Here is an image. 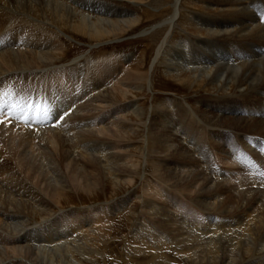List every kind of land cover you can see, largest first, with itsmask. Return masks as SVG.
Instances as JSON below:
<instances>
[{
    "label": "bare ground",
    "instance_id": "6f19581e",
    "mask_svg": "<svg viewBox=\"0 0 264 264\" xmlns=\"http://www.w3.org/2000/svg\"><path fill=\"white\" fill-rule=\"evenodd\" d=\"M109 1H125L129 4H143V0ZM174 1L173 16L171 18L169 17L170 20L168 23L171 26H177L178 24L180 26H185L186 23L189 22V24L196 29H203L206 34L204 40H194L195 42L192 48L190 46L189 48L188 45H181L182 49L176 48L171 50L170 53L168 52L169 54H165L168 57L163 56V61L165 62L167 70L175 72V77L172 76L175 82L181 83L185 87H191L193 89L198 88V90L199 88L205 89V85L213 88L216 82L220 86L222 92L226 89L234 88V86L238 89H243V91H240L242 93H237L238 95L235 98H224L223 100L215 101V109L217 111L223 108L229 110L232 113V118H220L217 116L207 117L201 115L199 118L201 122L200 125L199 122L194 119L189 120L187 123L184 122L185 124H183L180 129L173 126L177 124L171 123V134H178L181 136L180 139L183 141L186 140L185 143L193 146L194 150L202 158L206 153L205 151H207V143H209L210 149L214 154L220 155L223 145H226L229 153H232L238 148L236 142L242 140L239 137L249 139V144L254 146L253 150L255 152L249 153L248 151L241 154L244 155L247 161L238 158L243 166L241 163L236 165L228 155L223 157V159L227 160L232 166H237L229 168L232 171H227L228 174L230 173V176H228L231 180L236 182L235 187L240 189L243 187L246 188V191L239 194L238 198L242 199L243 196L253 194L247 199L245 203L246 206L244 208L241 207V209L238 208L239 210L233 212L224 211L218 214V209H215L218 205L219 196L224 192H229V187L217 183L220 172L212 166V163L211 165L198 166L192 159L186 160L184 158L186 155L183 157L180 154L179 157L176 156L179 158L176 163H162L164 165V168H162L159 159L158 161H153L151 159V154H154L151 150L155 149L154 147L156 146L150 145L152 148L150 150V146L148 147L146 141L147 138L145 140L146 145L144 146L146 153L144 158L141 156L139 160H137L135 157L133 158V156H130V154L127 155L123 162H120L121 159L119 160L115 151H121L125 148L123 149V147L118 145V147H115V145H113L115 143H103L100 137H108L117 140L120 139L119 135L121 134L126 137H130V135L133 134V125L125 116L130 108L125 103L119 102L120 105H114L115 103L112 104L107 99V96H104L99 91V96L95 98V106L97 105L101 109H112L111 113L105 116L109 118L108 123H105L103 121L104 118H102L101 121L97 120L93 125L89 126L84 121H78L75 118L76 115L72 114V111L71 114L64 116V113L72 106L73 99L88 94L94 95V91L101 87L99 82H105L109 85L111 80H115V83L122 89L121 97L127 98V94H130L129 91L134 89L136 83L139 84V81L147 80L149 71L148 73L145 72V74L141 72L128 73L124 74L121 79H116L114 71H118V68L115 66L116 64L112 62V64H108L106 69H101L99 65L90 69V75H88V73L82 75L81 72L77 70L68 71L67 81L59 85H57L56 74L49 71L44 78L32 79L31 83H26L23 87L19 84L12 85V87L6 86L5 93L3 86L5 84L0 81V121H3L4 124L6 120L3 117V113L6 111V115H8V113H13L9 112V108L14 107V105L18 103L15 94L19 96L18 99L23 101L24 104H28V101L23 100L22 96L29 97L32 101L34 100L26 108L23 107L22 104H17L18 106H16V108L18 110L23 108L26 113L32 107L33 113L29 116L26 113V116H28L26 118H23L25 114H22L20 123L16 122L14 128L3 131L1 130L2 123H0V148L1 144L2 146L10 145V149H8L7 153L5 152L3 154L2 149L0 151V158L2 155L6 156L0 159V264H72L68 261L69 256L71 258L74 257V251L72 250L73 254L70 255L71 250H68L71 246L69 243L71 238H69V236L81 229L82 226L70 222V216L67 215H63L61 218L54 217L50 219L52 216L50 214L52 212V206H62L64 200L62 201L61 198L67 195L66 190H68L69 184L72 189L81 190L83 193L91 195L92 192L102 184L100 181L101 179L97 178L99 174H95L96 172L102 174L104 172L112 181H121L119 178L124 177L123 179L125 182L131 184L133 173L136 169H141V161H143V167L145 168L150 165L152 167L151 173L154 174H157L161 167L165 174L164 180L168 182L165 183L167 185L172 184L171 186L169 185V187L160 183V185L157 184L158 186H154L153 190L151 189L153 191L151 193H154V197L159 200L161 198L164 200V205L161 208H155V206L149 205L151 211H148L150 212L149 216H154L152 221H154L153 223L155 224H145L146 227L143 228L144 233L142 236H135L137 244L135 248H140L138 252H144L143 249L155 250H151L153 253H151V256L162 264H168L169 262V264L175 263L169 261L167 257H162V255L160 257L159 251L161 250H165L174 256L176 254L177 257H196L193 262L196 264H202L205 259L207 264H217V262L221 261L223 264H240L246 259H249V261H245V264H264V120L262 118L256 119L250 117V114H248L250 111H256L263 115L264 112L262 111L264 110V0H205L208 7L213 9V13H201L191 17L190 21V17L186 19L187 15L184 13L185 8L190 9L189 1ZM165 2L167 1L162 3L164 4ZM162 3L160 2L161 5ZM70 4L74 5L71 6ZM182 8H184L183 11ZM83 10L90 11V14L89 12L86 14ZM125 10L108 4L107 2H102L101 0H0V46H3V41H5V43L10 41L16 46V51H4L0 53L2 55L0 75L15 69L35 70L54 65V61L58 59L56 56L57 53L60 55L64 52V48L61 46L58 37L56 39L49 37V43V39L45 37L44 32L40 33V31H37L35 28L22 24L21 19L27 18L30 21L34 20L44 29V23L60 26L61 29H58V31L67 37L70 35L66 30H71L72 32L76 31L78 33L86 32L92 35V37L98 39L102 38L103 40L101 41H104L124 34L134 26V23L141 24L142 20H140V18L138 19L136 16L132 17L130 13H127ZM173 10H171V12ZM38 11H40L43 16H39ZM115 16L120 18L125 17L127 21H125V19L114 20L113 18ZM151 18L153 19V17ZM16 24H21L22 26H17ZM162 27L158 28V31L153 30L154 33H161V31L167 30V28L163 30ZM26 39L35 40L36 43L40 45L39 49L36 43H31L30 46H32L33 50L20 51L19 45ZM169 39H171V37H168V35L163 38V42L158 47L155 59H157L160 54L159 51L162 49L165 51L164 44L168 43ZM174 44L177 43H173V46ZM51 54H54V56H51ZM185 72L189 74L188 77H183L182 74H185ZM182 77L185 80H183ZM206 78H208V81ZM17 81L22 83L20 80ZM260 91L261 93L258 94ZM113 95V98L120 100L121 97L117 96V94L115 95L114 93ZM42 100H46L49 103L48 110L46 111L48 115L46 117H43ZM93 100L94 99H92V101ZM92 101H90V104ZM252 102H256L254 109L251 107ZM95 106L88 109L85 105H80L78 110L80 111L79 113L94 114V111H96ZM242 111L246 115L242 117L243 120H239L236 117L237 114H240ZM131 113L134 115L136 114L134 111ZM20 114L21 112H19V115ZM61 116H64L62 120H60ZM68 116V120L73 123L71 127L79 129L70 137L73 140L74 146L69 147L65 145L66 143L62 140L63 136L61 137V135L63 134H60V132L55 133L53 131L54 129H51L60 124H62L63 127L67 120L65 117ZM177 117L176 119L178 121H182L180 119L181 116ZM190 117H192V115ZM151 121L153 120L151 119ZM148 126L152 127L150 125ZM87 128L90 129V131ZM165 131L163 127L160 128L158 134L159 138ZM37 132L39 133L38 135ZM247 134L254 136H247ZM192 135L194 136L191 137ZM92 136L94 138L96 137L93 141L94 144H87ZM64 137L66 136L64 135ZM250 137H260V139ZM68 138L69 137H67V139ZM150 138L151 137H149V140ZM164 138H162V140ZM104 141L107 140L104 139ZM43 142H45V144ZM59 143H61L60 149L64 147L67 148L62 152L57 151V160L60 166L65 167L67 173L70 174V181L62 176L57 177V166L55 165L57 162L52 158V154L47 151L48 147L56 151L57 147H60ZM153 143L154 142H152V144ZM80 145H82V147L78 149ZM172 146L173 144L167 141L160 144L159 150L156 148L157 152L154 151L157 155L161 156L165 152H168ZM79 150H84V152L79 154L80 156L76 153L77 151L79 152ZM186 152L188 154V150L185 151V153ZM177 153L179 154V151H177ZM89 155L93 157L90 158ZM78 157L81 158L78 159ZM168 159L169 158H167V160ZM82 160L85 161L87 165L80 167L83 163ZM120 175H123V177ZM160 178L159 176V179ZM105 179H103V181H105ZM257 185H259V187H257L258 190H251L253 186ZM34 186L38 188L37 191L39 193L37 196L35 195ZM24 187H29L31 190H27ZM247 189L249 191H247ZM177 190L180 192L182 191L183 196L185 193L188 198L191 197L189 200L185 198L187 203L181 201L182 199L180 196L181 200L179 198V200H177L175 195L172 194ZM147 194H150V192ZM150 196L152 195H149V197ZM126 198L127 199L124 200L123 205H120L121 207L118 210L126 207L129 202L128 197ZM232 198V195L228 194L225 200L230 201ZM202 199L207 201V203L204 201L207 208H200L203 202L201 201ZM37 209L42 213L39 217L46 222L48 221V224H43L40 228H30V224L26 221L27 217L24 215L28 214V217L29 215L36 216ZM214 210L215 212H212ZM105 215H107V213H104V210L101 209L90 216L93 218L92 220H97L101 217L103 218ZM212 215L216 218H211ZM207 216L209 217L208 219ZM83 221H80V223L83 224ZM136 222L138 221L136 220ZM88 230L89 227L84 230L83 234H86ZM83 234L79 239L73 238V242L76 243V240L80 242L81 239L87 244V237ZM218 234L223 241H220L221 239L219 241L215 240ZM197 235H201L202 237H198ZM197 238L200 240L208 239V241L201 243L205 245L201 247V255L198 256H196V253L193 251L196 246H198L197 244L201 242ZM28 240L32 241L34 245H30ZM92 243L94 244V242ZM56 245H60L61 247L59 246L58 248ZM128 246L130 245L128 244ZM241 251L242 253L239 256L238 253ZM76 254L78 255V252H76ZM80 254L82 255V253ZM99 257L101 258V256ZM144 257L142 259H144ZM218 259L219 261L216 262ZM119 261L117 262L119 263ZM117 262L115 261V263ZM73 264H79V262L76 261L73 262ZM151 264H153V262H151Z\"/></svg>",
    "mask_w": 264,
    "mask_h": 264
},
{
    "label": "rangeland",
    "instance_id": "374dc122",
    "mask_svg": "<svg viewBox=\"0 0 264 264\" xmlns=\"http://www.w3.org/2000/svg\"><path fill=\"white\" fill-rule=\"evenodd\" d=\"M101 1L107 2L108 4H112L114 6L121 8V9H124V10L126 9L125 11L127 13H130V15L132 17L136 16V18H138V19L140 18V20H142L141 24L134 23V26L131 29H129L127 32H125L124 34H122L118 37H112V39L110 38L108 40L101 41V40H103L102 38L98 39L96 37H92V35H90L86 32L78 33L76 31L72 32L71 30H66V32L69 33V35H70L67 37L64 34H61L60 31H58V29H61L60 26L58 27L54 24L50 25L48 23H44L43 24L45 27V29H44L40 24H38V22H36L34 20L30 21L27 18L21 19L22 24H25L27 26H31V27L35 28L37 31H40V33L44 32L45 37L49 39V43H50L49 37L54 38V39H56L58 37L60 39L61 46L64 48L63 49L64 52L60 55H59V53H57L56 56L58 57V59L56 58L57 60L54 61V63H55L54 65H50V66H47V67H44L41 69H35V70H16L15 69V70L5 72V74H3V75H0V77H2V78H0V81H2L3 84H5V85H3L4 86V93L6 92L5 91L6 86L12 87V85L19 84L20 86L23 87L26 83H28V84L31 83L32 79L36 80L39 78H41V79L44 78L45 75L49 71H52L56 74L57 85L67 81V76H68L67 72L68 71L77 70V71L81 72L82 75H84L85 73H88V75H90L91 74L89 72L90 69H93L97 65L101 66V69H106L108 67V64H112V62L114 64H116L115 66L118 68V71L117 70L114 71V74L116 75L115 76L116 79H121L124 74H128V73L131 74V73H138V72L140 73L141 72L142 74H145V72L148 73V71H149L148 77H147L148 81L147 80L146 81H139V84L136 83V85L134 86V89H131L129 91L130 94H127L128 96L126 95L127 98L121 97L122 89L118 84L115 83V80H111L109 85L105 82H99V85L101 87L94 91V95L88 94V95H84L82 97H78V98L73 99L72 100V103H73L72 106L66 112L71 114V111H72V114L76 115L75 118L78 121H82V122L84 121L85 123H87V125L91 126L97 120L101 121L102 118H104L103 121L105 123H108L109 118H107L105 116L110 114L112 111V109H109V108L101 109L97 105L95 106V103H96L95 98L97 96H99V91L104 96H107V99L112 104L115 103L114 105H118V104L120 105L119 102L125 103L130 108L128 111L129 113L127 112L125 114V116H126V119L128 118L127 120L133 125V131H134L133 134H131L130 137H126L125 135L121 134V135H119L120 139H117V140L112 139V138H108V137L107 138L100 137L101 141L103 143H107V144L115 143V144H113V145H115V147L120 146V147H123V149L125 148L124 150H121V151H115L116 154L118 155L119 160L120 159L122 160V161L120 160V162H123V160H125L127 155H130V154H131L130 156H133V158L135 157L137 160H139V158L141 156H143V158H144L146 156L144 146L146 145L145 143L147 141L148 147L150 145L156 146V147H154L155 149H153V150H151L152 149L151 146L149 148L152 151V153H154V154H151V156H152L151 159L153 161L154 160L158 161V159H159V163L161 162L162 168H164V165H163L164 163H167V164L168 163L169 164L176 163V161L179 160V158H177V157H179L180 154L183 157L186 155L184 157L186 160L192 159L194 162H196V165H198V166H201V165L204 166V165H209V164L211 165V163H212V166L215 167V169L220 172V176H218V178H217V183L218 184L220 183V185L223 184V185L229 187L228 188L229 192H227V193L224 192L219 196L218 205L216 206V209H215V210L218 209L217 213L221 214V212H224V211L233 212V211L241 209V207L244 208L246 206L245 203L247 202V199L250 196H252L253 194H250L249 196L246 194L247 196H243L242 199H239L238 198L239 194L244 193L246 191V188L243 187L242 189H240V188L235 187L236 182L231 180V178L229 177L230 173L228 174L227 171L231 170L229 168L237 167L236 165H238V163L239 164L241 163V165L243 166L242 162L238 158H240V159L242 158L243 161H246V158L244 157V155H241V154H244L248 151H249V153L255 152L253 150L254 146L249 144V139L239 137L242 140L240 142L239 141L236 142L237 143L236 145L238 146V148H237V150L233 151L232 153H229V151L227 150V146L223 145L222 152L220 155H216V153L214 154V152L210 149L209 143H207L208 144L206 147L207 151H205L206 153L204 154V157H203L205 159H203L194 150L193 146H191L188 143H185L186 140L183 141L182 139H180L181 136H179L178 134L177 135L171 134V132H172V128H170V127H172L171 123L177 124V125H173V126H176L180 129V127L183 124H185L184 122L187 123L189 120L194 119L195 121H198L199 125H200L201 122L199 121V118L201 117V115H204L207 117L217 116L220 118H224V117L232 118V113L229 110H226L223 108V109H220L219 111H217L215 109V101H218V100L220 101V100H223L224 98H235L239 93H242L240 91H243V89L239 88L240 89L239 90L237 87L234 86V88L233 87L231 88L232 90L226 89L224 92H222L220 90V86L216 82L214 83L215 86L213 88L211 86L205 85V87H204L205 89L199 88V90H198V88L193 89L191 87H185L181 83H176L175 79L172 78V76L175 77V72H170L169 70H167L165 62L163 61V56L168 57L165 54L166 53L169 54L171 50H174L176 48L182 49L181 45H183V46L188 45V47L190 46L192 48L193 43L195 42L194 40H199V39L204 40L206 38L205 31L201 28L196 29L195 27L191 26L189 24V22H187L185 26H180L179 24L177 26L176 25L171 26L168 23V21L173 16L172 13L174 12L173 8L175 5L174 0H158V1L157 0H153V1L152 0H143V4H132V3L129 4L128 2H125V1H109V0H101ZM164 1H167V2H165L163 4L162 2H164ZM188 1L190 3L189 8L191 10L185 8L184 13H186V15H187L186 19H188V17H190L189 21H190L191 17L197 16L201 13H204V12H205V14L213 13L212 12L213 9H211V7H208V4L205 0L204 1L203 0H188ZM260 1H262V0H260ZM160 2L162 3V5L160 4ZM67 4H69V3H67ZM70 5L73 6L74 4H70ZM153 7H155V8H153ZM183 9L184 8H182V11H183ZM171 10H173V11L171 12ZM38 12H39V14H38L39 16H43V14L40 11H38ZM83 12H85L86 14H87V12H89V14H90V11H88V10H83ZM151 17H153V19ZM113 19L114 20H124L125 17L120 18V17L115 16ZM10 20H12V19H10ZM125 21H127V20L125 19ZM8 25H10V24H8ZM16 25L22 26L21 24H16ZM166 25H167V27H166ZM160 27H162L163 30H165L167 28V30L161 31V33L160 32L154 33V31H158L157 29ZM172 27H173V29H172ZM23 28L27 29L26 27H23ZM167 35H168V37L170 36L171 39L168 40V43L164 44L165 51H163V49L161 51H159L160 54L158 55L157 59H155L156 53L158 51V47L163 42V38ZM99 41H101V42L98 43ZM2 43H3V46L2 47L0 46V53H3L4 51H16V46L13 45L10 41L8 43H5V41H3ZM31 43H36V41L33 39L23 40L22 43L19 45L20 51H22V50H25V51L33 50L32 46H30ZM173 43H177V44H174V46H173ZM37 45H38V49H39L40 45L39 44H37ZM51 56H54V54H51ZM1 57H2V55L0 54V62H1ZM117 61L119 64L117 63ZM156 61H158V62H156ZM130 70H132V71H130ZM187 72H188V70H187ZM182 75H183V77L189 76V74H187L186 72H185V74H182ZM17 80L22 81V83H19ZM183 80H185V79L183 78ZM206 80L208 81V78H206ZM139 88H140V90H139ZM114 93H115V95L117 94V96L121 97L120 100H116L115 98H113ZM259 93H261V91L258 92V94ZM18 97L19 96L17 94H15V98L18 101L17 104H22L23 107H25V108L28 107L34 101V100L32 101L31 98H29V97L22 96L23 100L28 101V104H24L23 101L18 99ZM92 99H94V100L92 101ZM90 101H92V103H91L92 105L90 104ZM117 101H118V103H117ZM17 104H15L14 107L9 108V112H13V113H8V115H6L7 111L3 113V117L5 118L6 123L5 124L2 123L1 130L5 131V130H8L10 128H14L16 126V122L20 123V121L22 119V114H25V117H23V118H26L29 115H32V113H33L32 107L29 109V111L26 112L28 114V116H26L25 110L23 108L20 110H18L16 108V106H18ZM41 104L43 105V117H46L48 115L46 113V111L48 110L49 103L46 100H42ZM80 105H85L86 107H88V109H90L92 106L93 107L95 106L96 111H94V114L79 113L80 111L78 110V107ZM255 106H256V102H252L251 107L254 109ZM198 107H200V108H198ZM132 111H134V113H136V114L135 115L132 114L131 113ZM262 111H264V110H262ZM19 112H21L20 115H19ZM189 112H190V114H189ZM258 113L259 112H256V111H250V113H248V114H250L249 115L250 117H254L256 119L262 118L264 120V112H263V115L261 113H259V114ZM136 115H138V116H136ZM189 115L190 116L192 115V117H190ZM245 115L246 114H244L242 111V112H240V114H237L236 118H238L239 120L240 119L243 120L242 117H244ZM100 116H103V117H100ZM177 116L178 117L181 116L180 119L182 121H178L176 119ZM193 116H195L196 118ZM65 118H67V120H66V124L63 127H62V124H60V125H56L55 128L52 127L51 129H54L53 131L55 133L60 132V134L61 133L63 134V135H61V137L63 136L62 140L66 143L65 145H68V147L74 146V144L72 142L73 140L70 137L72 136L73 133H75L79 129L75 128V127H71L73 123L68 120L69 116L65 117ZM151 119L153 121H151ZM141 122H142V124H141ZM151 122H153V123H151ZM55 123H57V122H55ZM148 125H150L152 127H149ZM202 125H204V124H202ZM148 127H149V129H148ZM161 127H163L166 131L159 138L158 134H159ZM88 130L90 131V129H88ZM147 130H150V131H147ZM168 131L170 134L168 133ZM38 134L39 133L37 132V135ZM152 134L154 135L155 139L153 138ZM64 135L66 137H64ZM193 136L194 135H192L191 137H193ZM247 136H254V135L247 134ZM67 137H69V138L67 139ZM149 137H151L150 140H149ZM164 137H166V138H164ZM167 137H168V139H167ZM65 138L67 139V142H66ZM95 138L92 136L91 139L88 140L87 144H91V143L94 144L93 141L95 140ZM146 138H147V140H146ZM152 138L154 139V141ZM162 138H164V139L162 140ZM250 138L260 139V137H250ZM261 138H263V137H261ZM104 139L107 141H104ZM108 140H111V141H108ZM130 140H132V141H130ZM163 141L164 142L168 141V143L173 144V146L168 152H165L164 154L159 156V155H157L156 152H157V150H159L160 144L164 143ZM152 142H154V143L152 144ZM156 142L158 144V147H157ZM43 143L45 144V142H43ZM140 143H142V144H140ZM124 144H126V145H124ZM133 144H134V146L135 145H137V146L134 147ZM59 146L60 147H57L56 151L49 148V147L47 149V151H49L52 154V156H53L52 158L57 163L59 161L57 160L56 153H58L59 151L62 152L64 149L67 148V147H64L63 149H60L61 143H59ZM80 147H82V145H80L78 147V149ZM137 147H138V149H137ZM6 148H7V150H6ZM156 148H157V150H156ZM1 149H2L3 154L5 152L7 153L8 149H10V145L2 146V144H1L0 151H1ZM126 149H127V151H126ZM133 149H135V150H133ZM140 150H141V152H140ZM142 150H143V155H142ZM187 150H188V154H187V152L185 153V151H187ZM124 151H126V152H124ZM177 151H179V154L177 153ZM81 152H84V150H81V151L79 150V152L77 151L76 153L78 154V156H80L79 154ZM86 153H89V152H86ZM169 154H171V155H169ZM226 155H228V157H230V159L233 160V162L236 165L232 166L227 160H224L223 157H225ZM165 156L166 157L168 156L167 158H169V159L167 160V158ZM4 157H6V156L5 155L1 156V158H4ZM89 157L91 158L93 156L89 155ZM164 157L166 160L164 159ZM170 157H172V158H170ZM80 158L81 157H78V159H80ZM136 159H134V160H136ZM82 162L83 163L80 165V167L87 165L85 163V161L82 160ZM57 163H55V165L57 166V168H56L57 177L62 176L63 178L70 181L71 180L70 174L67 173L65 167L60 166L59 163L57 165ZM149 166H147L146 168L143 167V161H141V169L138 168L135 170V172H134L135 174L133 173V179L131 181L132 182L131 184H127V182H125V180L123 179L124 178L123 175L122 176L120 175L121 177H123V178H119V180H121V181H117V180L112 181L111 178H109L104 172H103V174L96 172L95 174H99L97 178L101 179L100 181L102 182V184L95 191H93L91 195H87V194L83 193L81 190H74V189H72V187L69 184V188H68V190H66L67 195L65 197L61 198L62 201L64 200L62 202V206L53 205L51 208L52 212L50 213L52 215L50 219H52L54 217L55 218L56 217L61 218V216L67 215V216H70V220H71L70 222H73V223H76V224H79L82 226L81 229L75 231L73 233V235L69 236V238H71V240H69V243L71 244V246H70V249H68V250H71L70 255H72L74 253L73 258H71L69 256V259H68L69 263L73 264V262L78 261L79 264H81L82 262H83L82 264H112V263L117 264L118 263L117 261L120 260L118 264H144V263L145 264H148V263L151 264V262H153V264H162V263H160V261L159 262L156 261V259L151 256L152 251H155V250L151 249L152 250L151 251L150 249H143L144 252H141V251L138 252V249H140V248H135V246L137 245L136 240H135V236H142V234L144 233L143 228L146 227L145 224H148V223L151 224L154 222V221H152V218L154 216L153 215H151L152 217L149 216L150 215L149 213L151 212L149 207L153 205V206H155V208L156 207L161 208L164 205V200L162 198L159 200L153 196L154 193H151V192H153L152 190H153L154 186H158V185H160V183L167 185L166 183H168L164 180L165 174L163 172L164 170H162L161 167H160V171H162V172L159 171L157 174H154V173H151L152 167L151 166L149 167ZM252 173L255 174L254 172H252ZM159 176L161 177L160 179H159ZM103 179H105L106 182L103 181ZM158 181H159V183H158ZM114 182H115V184H114ZM120 182H122V183H120ZM143 183H145V184H143ZM116 184H117V186H116ZM171 184H168L167 186H169V185L171 186ZM144 185H145V187H144ZM143 187H144V189H143ZM257 187H259V185L253 186V188L251 190H253V189L258 190ZM25 189L31 190L29 187H26ZM37 190H38V188H36L34 186V191H35L36 196L39 193ZM34 191L32 190L33 193H34ZM76 191H78V192H76ZM247 191H249V190L247 189ZM149 192H150V194H147ZM182 193H183L182 191L180 192L177 190L175 193H172V194L175 195L177 200H179L181 197L182 200L181 199L180 200L183 201L184 203H187L186 199L189 200L191 197L188 198V196L185 195V193H184V196H187V197H184ZM228 194H231L233 197L232 200H230V201L225 200L227 198ZM149 195H152V196L149 197ZM126 197H128V199H129V202L127 203L126 207L121 209V210H118L123 205L124 200L127 199ZM145 197H147V198H145ZM130 198H131V200H130ZM201 201H203V202L201 203L200 208H204V207L207 208V206H206L207 201H205L204 199H202ZM228 204H230V205H228ZM145 205H146V207H145ZM258 205H259V203H258ZM263 205H264V203H263ZM225 206L226 207L228 206V207L226 208ZM237 206H239V207H237ZM101 209L104 210V213H107V215L104 216L105 218L101 217L102 219L100 218L97 220H92L93 218H91L90 215H94V213H97V211H100ZM215 210L212 212H215ZM148 211H150V212H148ZM132 213H134V214H132ZM40 214H42L41 211H39V209H37L36 210V216L29 215V217H28V214L24 215L27 217L26 221L28 224H30V226H29L30 228H37V227L40 228V227H42L43 224H46V225L48 224V221L46 222L39 217ZM216 216H218V215H216ZM208 218L209 217L207 216V219ZM211 218H216V217L212 215ZM136 220L138 222H136ZM80 221H83V224L80 223ZM95 223H97V224H95ZM104 223H106V224H104ZM138 223H141V224H138ZM154 224L155 223H153V225ZM139 225L142 227H140ZM88 227H89V230L86 231V234L84 233L85 236L87 237V240L85 239L87 244H85V242L82 241L81 239H80V242H79V240H76V243L73 242V238L79 239L82 236L84 230ZM97 235H98V237H97ZM197 236L202 237L201 235H197ZM216 238H217V239H215L216 241H219L221 239L219 234L217 235ZM197 239L201 242H199L197 244L198 246H196L195 250H193L196 253V256L201 255L200 254L202 251L201 247H203L205 245V244L203 245L201 243L208 241V239H206V240H200L199 238H197ZM212 239H213V237H212ZM128 240H130V241H128ZM126 241H127V243H126ZM220 241H223V240L221 239ZM92 242H94V244ZM28 243L30 245H34L33 242L30 240H28ZM131 243H132V245H131ZM128 244L130 246H128ZM133 244H134V246H133ZM56 246L59 248L60 245H56ZM85 246H86V248H85ZM93 246H96V247H93ZM74 247H76V248H74ZM125 247H126V250H125ZM86 249H88V250H86ZM72 250L74 251L73 253H72ZM76 250H79L80 252L76 251ZM109 250L111 253L109 252ZM88 251H89V254H88ZM115 251L117 252V254ZM76 252H78L79 256L76 254ZM159 252H160V257H161V255H162V257H165V258L167 257V259H169V261H172L175 264H196V263H193L195 261L194 259L196 257L195 258H187L186 257L187 258L186 259L185 256L177 257L176 254H175V256H176L175 257L174 255H172L171 253H169L165 250H163V251L161 250ZM80 253H82L83 256ZM241 253H242V251L238 253L239 256ZM84 254H86V255H84ZM104 254H105V256H104ZM87 255H88V257H87ZM99 256H101L102 259ZM148 256H149V258H148ZM85 257H87V258H85ZM143 257H144V259H142ZM146 257L148 258V260ZM91 260H92V262H91ZM247 260L249 261V259H246L245 261H247ZM115 261L117 263H115ZM217 261H219V259L216 260V262ZM245 261H243V263ZM219 263L223 264L222 261L217 262V264H219ZM243 263H240V264H243ZM202 264H207L206 259Z\"/></svg>",
    "mask_w": 264,
    "mask_h": 264
},
{
    "label": "snow or ice",
    "instance_id": "6c2138e0",
    "mask_svg": "<svg viewBox=\"0 0 264 264\" xmlns=\"http://www.w3.org/2000/svg\"><path fill=\"white\" fill-rule=\"evenodd\" d=\"M69 113L68 112H65L64 113V116H66V115H68ZM64 116H61L60 118H61V120L64 118ZM0 123H3V121H0Z\"/></svg>",
    "mask_w": 264,
    "mask_h": 264
}]
</instances>
